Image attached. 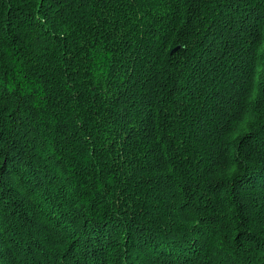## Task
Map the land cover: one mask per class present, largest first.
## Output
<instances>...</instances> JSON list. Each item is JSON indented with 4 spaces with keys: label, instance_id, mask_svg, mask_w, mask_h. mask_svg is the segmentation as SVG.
<instances>
[{
    "label": "trees",
    "instance_id": "trees-1",
    "mask_svg": "<svg viewBox=\"0 0 264 264\" xmlns=\"http://www.w3.org/2000/svg\"><path fill=\"white\" fill-rule=\"evenodd\" d=\"M0 264H264V0H0Z\"/></svg>",
    "mask_w": 264,
    "mask_h": 264
}]
</instances>
